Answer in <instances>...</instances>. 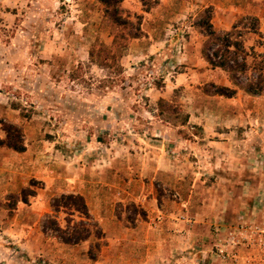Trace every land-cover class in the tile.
<instances>
[{
    "label": "rangeland",
    "instance_id": "rangeland-1",
    "mask_svg": "<svg viewBox=\"0 0 264 264\" xmlns=\"http://www.w3.org/2000/svg\"><path fill=\"white\" fill-rule=\"evenodd\" d=\"M38 1L46 0H0V122L19 127L25 144L21 153L0 147V264H264V93L247 94L226 71L210 68L198 26L209 7L217 32L245 18L237 30L247 69L236 81L256 79L264 65V0H124L125 9L142 16L143 36L160 43L152 55L129 43L115 63L105 61L110 67L97 65L99 43L112 42L100 4L49 0L47 15ZM249 17L258 19L259 34ZM164 81L176 87L165 92L160 114L157 99L155 105L146 94ZM215 86L236 94L213 95ZM135 113L139 121L127 120ZM161 132L214 151L213 169L203 164L209 157L190 154L175 158L182 169L171 175L144 172L145 160L163 145L191 148L152 142ZM218 139L226 142L222 151L208 144ZM107 156L115 158L108 178L130 188L109 190L106 232L92 216L98 228L78 244L44 231L52 200L72 193L63 186L105 179ZM129 190L132 199L123 196ZM67 212L55 214L61 227L65 218L81 220Z\"/></svg>",
    "mask_w": 264,
    "mask_h": 264
},
{
    "label": "trees",
    "instance_id": "trees-1",
    "mask_svg": "<svg viewBox=\"0 0 264 264\" xmlns=\"http://www.w3.org/2000/svg\"><path fill=\"white\" fill-rule=\"evenodd\" d=\"M102 6L103 20L110 26L112 42L110 46L99 43L98 52L101 67H110L105 61L111 60L115 63L117 57H122L127 50L131 40L141 38L143 32L141 29V15L133 14L123 7L124 0H94ZM148 11L150 8H146ZM203 20L198 26L202 29L206 40L202 44L201 54L211 69L219 68L228 73L230 81L234 85L241 87L247 94L260 95L264 93V65L261 66L262 72H258L256 79H247L245 83L238 84L236 77L244 73L247 69V54L243 47V41L240 40V32L237 30L238 25L245 20L241 18L230 30L217 32L210 23L211 8H206L203 12ZM252 22V32L259 34L258 19L256 17L247 18ZM89 59L93 62L94 48L89 51ZM121 68V66H120ZM259 69V67H258ZM162 84H157L161 87ZM226 98H232L236 94V89L227 86H215L212 92ZM165 100L159 99L160 114L163 113ZM172 112H175L172 110ZM188 116H185L182 125L187 123ZM1 130L4 132V138H0V147L5 146L15 152L25 151L22 130L12 123L0 122ZM26 190L23 191L21 201L27 202ZM67 210L69 216L77 213L81 218L74 221L72 218H65L66 226L61 227L56 218L57 213ZM51 211L53 215L46 216L43 224L44 231H50L61 242L65 244H78L85 241L90 236V228H98L96 223L91 219L88 206L84 197L80 194H61L55 197L51 202ZM98 238H101V231H98Z\"/></svg>",
    "mask_w": 264,
    "mask_h": 264
},
{
    "label": "crops",
    "instance_id": "crops-1",
    "mask_svg": "<svg viewBox=\"0 0 264 264\" xmlns=\"http://www.w3.org/2000/svg\"><path fill=\"white\" fill-rule=\"evenodd\" d=\"M38 3L39 4H37V5H38L39 9H37V10L42 9L41 11H43V9H46L47 15H48V9H49V7H51L49 0L38 1ZM123 3H124V1H123ZM38 16H40V14L33 13V16H31V17L35 18ZM43 18H44V16H42V21H43ZM144 40H147V41L152 40L153 42L148 44L147 42L146 43L143 42ZM154 43L158 44V43H160V41H154L152 38H149V37L146 38L145 36H143L141 38L131 40L130 46L132 47L134 45L135 47H139L140 45H143V46H145V49H147L148 53H150L152 55L153 50L155 48ZM133 53H140V52L136 51ZM134 56H135L134 54L131 55V57H134ZM164 82H165V86L162 85L161 87H157V86L152 85V86L148 87V89H147L148 94H146V97H150L153 104H155L154 102L156 99L158 102L159 99L165 98V96H164L165 92L168 93V91L170 89H175V87H176L173 84H171V86H169V84L166 83V81H164ZM142 119H145L146 121H150L149 119H153V118H152V116H148L147 118H142ZM127 120L132 121V122L133 121H139L138 114L135 113V114L129 116V118ZM135 134H138V133L136 132ZM162 134H163V132H161V134H159V136L157 134H154L153 135L154 139L152 140V142H156V141L163 142L164 140L167 139V142L172 143V144H174V142H178V141H179V143L190 144L188 146H190L191 148H190V150H188V148H184V149L180 148L181 150H178V148L175 147L176 150L173 151V150L168 149V148L165 149V146L163 145V149L160 150V153H158L156 156L154 155L153 158H149L150 159L149 161L147 160L148 158L145 160V164L143 163L144 172L153 171L155 174H158V177L165 176L167 174L171 175V173H173L175 169H178V170H179V168L182 169V166L176 165V168L174 167L175 166V158H177L178 156L181 157L183 160H185L186 156L188 157L190 154H192V156H194V157H197L198 155H201L202 157L203 156L209 157V155H208L209 153H211V154L214 153V151H211L208 148H205L203 146L202 147L198 146L197 143L200 144V142H197L195 144L191 140H186L183 138L178 139L177 137H175L174 138L175 141L173 140V142H172V137H171L170 133L168 134V136L166 135V133H164L163 135ZM217 135L219 136L221 134L217 133ZM161 138H162V141H160ZM194 139H196V137H194ZM201 140H205V139H201ZM208 144L216 146L218 149H220V151H222L224 149V147L226 148V146H225L226 142L223 139L222 140L218 139V140L209 141ZM220 151L215 153V154L219 155V156H223ZM152 154L153 153L148 154L147 157H150ZM143 158L144 159L146 158V154H145V156H143ZM211 158H212V155H211ZM211 158L209 157V158H207L206 161L203 162L204 166L209 170V172L211 169H213V167L210 168V166L212 165V162H213V160H211V163H210ZM172 159H174V161ZM113 163H115V158L107 156L106 162H105V171L103 172L104 176H107V175L109 176L112 173V168L115 167L113 165ZM214 169H217L216 166H214ZM167 172H169V173H167ZM209 172H204V175H206V174L209 175L210 174ZM108 176L105 179L101 178L100 180L89 181L88 182V183H90L89 185H87L86 183L83 182L84 179L77 178L76 179L77 184H75V186L73 188L74 190L70 189V186L67 184H65L63 186L67 192H72L74 194H80L84 197L86 204L88 206L90 215L100 223V225L103 229V233L106 232V224H105V221H106L105 218L106 217H105V215H103L102 211L107 208L105 201H107V197H109L108 196L109 190H111L112 187L116 188L119 185H121L123 187L130 188V186H128L126 184V180H124L122 178H118L117 180H111L108 178ZM174 177H176V176H174ZM182 180H183V178L178 176L176 182L179 181L178 183H180V181H182ZM130 181H132V180H130ZM47 184H48V182H47ZM47 184H46V186H47ZM129 184L132 185L133 183L129 182ZM50 185H52V187L54 186L53 183H51ZM104 187H106V189ZM58 188L60 189V187H58ZM66 191L63 190L62 193L66 192ZM132 191H134V189H132ZM132 191H130V190L128 192L124 191L123 196H126V198H129V199L134 198L135 193L133 194ZM110 194H112V193H110ZM118 194H120V193H118ZM152 198H153V200H156L155 196H153ZM135 200L137 201V199H135ZM144 200H145V198H144Z\"/></svg>",
    "mask_w": 264,
    "mask_h": 264
},
{
    "label": "built area",
    "instance_id": "built-area-1",
    "mask_svg": "<svg viewBox=\"0 0 264 264\" xmlns=\"http://www.w3.org/2000/svg\"><path fill=\"white\" fill-rule=\"evenodd\" d=\"M219 256H221V258H225V251L223 249H219Z\"/></svg>",
    "mask_w": 264,
    "mask_h": 264
}]
</instances>
